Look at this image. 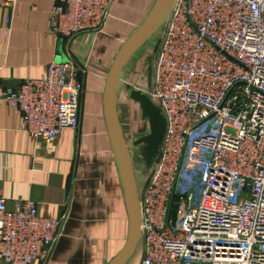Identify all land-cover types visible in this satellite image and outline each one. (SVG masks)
<instances>
[{
	"label": "built area",
	"instance_id": "obj_1",
	"mask_svg": "<svg viewBox=\"0 0 264 264\" xmlns=\"http://www.w3.org/2000/svg\"><path fill=\"white\" fill-rule=\"evenodd\" d=\"M53 1L48 33L65 40L101 31L113 4ZM83 90L69 60L53 61L3 99L20 132L55 140L78 128ZM149 94L165 131L139 188L140 264H264V0H175ZM63 219L39 217L32 200L9 210L0 196V264L46 261Z\"/></svg>",
	"mask_w": 264,
	"mask_h": 264
},
{
	"label": "crops",
	"instance_id": "obj_2",
	"mask_svg": "<svg viewBox=\"0 0 264 264\" xmlns=\"http://www.w3.org/2000/svg\"><path fill=\"white\" fill-rule=\"evenodd\" d=\"M163 1L113 0L101 31L70 40L48 33L53 0H18L12 10L0 9V196L9 210L17 200H32L39 217L64 218L49 258L33 264H112L134 234L127 170L108 117L128 152L139 198L152 170L144 172L153 138L149 118L160 112L149 93L161 36L154 43L150 30L131 45L107 87L122 48ZM56 59L69 60L83 83L79 126L55 140H35L20 132L21 113L3 94L42 77ZM164 131L163 125L158 155ZM142 258L139 239L118 264H140Z\"/></svg>",
	"mask_w": 264,
	"mask_h": 264
},
{
	"label": "water",
	"instance_id": "obj_3",
	"mask_svg": "<svg viewBox=\"0 0 264 264\" xmlns=\"http://www.w3.org/2000/svg\"><path fill=\"white\" fill-rule=\"evenodd\" d=\"M175 0H164L161 7L157 12H155L144 24L143 26L134 34L130 40L124 45L122 48L120 54L118 55L115 64L112 68L111 74L109 76L108 80V87L107 91L111 87V83L113 81V76L114 73L121 61L122 56L124 53L127 51V49L133 45L137 40L142 38L148 31H150L155 25H164L167 18L169 17V14L172 10L173 4ZM64 62L66 61L65 59H56L55 62ZM151 120V123L153 124L152 127V134L153 138H151V149L147 153L144 154V161H145V171L147 172L148 168L152 167L154 162L156 161L158 157V146H159V138L161 135V131L164 125L163 118L160 114V112L149 118ZM109 121V127H110V132L113 137L114 144L119 151V153L122 156L124 165L127 170V175H128V185H129V190H130V197H131V207L134 215V223H135V231L132 237L130 238L127 246L125 249L122 251V253L118 256V258L112 263V264H118L121 259L125 256V254L131 249L133 244L137 242L139 239H141V228H140V208H139V203H138V189L136 187L135 183V177L133 173V168L132 164L128 155V152L126 149L119 143L116 133L113 127V124L108 117ZM155 137V138H154Z\"/></svg>",
	"mask_w": 264,
	"mask_h": 264
},
{
	"label": "rangeland",
	"instance_id": "obj_4",
	"mask_svg": "<svg viewBox=\"0 0 264 264\" xmlns=\"http://www.w3.org/2000/svg\"><path fill=\"white\" fill-rule=\"evenodd\" d=\"M163 26L164 25H155L151 31H150V34H151V40L154 42V43H158L159 41V37L161 36L162 34V31H163Z\"/></svg>",
	"mask_w": 264,
	"mask_h": 264
}]
</instances>
